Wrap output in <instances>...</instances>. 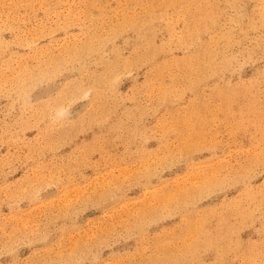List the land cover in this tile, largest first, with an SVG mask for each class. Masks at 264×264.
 <instances>
[{"label": "rangeland", "instance_id": "1", "mask_svg": "<svg viewBox=\"0 0 264 264\" xmlns=\"http://www.w3.org/2000/svg\"><path fill=\"white\" fill-rule=\"evenodd\" d=\"M0 264H264V0H0Z\"/></svg>", "mask_w": 264, "mask_h": 264}]
</instances>
